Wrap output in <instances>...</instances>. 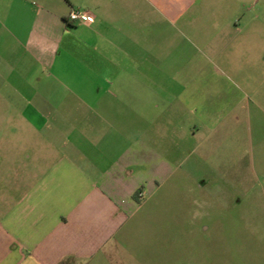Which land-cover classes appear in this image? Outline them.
Wrapping results in <instances>:
<instances>
[{"label":"crops","instance_id":"crops-1","mask_svg":"<svg viewBox=\"0 0 264 264\" xmlns=\"http://www.w3.org/2000/svg\"><path fill=\"white\" fill-rule=\"evenodd\" d=\"M224 7L0 0V264L122 261L136 191L197 185L205 158L230 174L264 113V7Z\"/></svg>","mask_w":264,"mask_h":264},{"label":"rangeland","instance_id":"rangeland-1","mask_svg":"<svg viewBox=\"0 0 264 264\" xmlns=\"http://www.w3.org/2000/svg\"><path fill=\"white\" fill-rule=\"evenodd\" d=\"M202 1L209 11L264 7L252 0ZM250 109L228 142L236 155L228 162L230 174L205 158L198 186L189 178L182 192L135 197L137 206L123 226L122 261L109 258L106 264H264V113L254 103Z\"/></svg>","mask_w":264,"mask_h":264},{"label":"built area","instance_id":"built-area-1","mask_svg":"<svg viewBox=\"0 0 264 264\" xmlns=\"http://www.w3.org/2000/svg\"><path fill=\"white\" fill-rule=\"evenodd\" d=\"M72 22L92 23L95 21V15L91 10L84 8H73L68 16Z\"/></svg>","mask_w":264,"mask_h":264},{"label":"trees","instance_id":"trees-1","mask_svg":"<svg viewBox=\"0 0 264 264\" xmlns=\"http://www.w3.org/2000/svg\"><path fill=\"white\" fill-rule=\"evenodd\" d=\"M141 190H142V188H140L138 191H136L135 192V194H134V196L137 198V199H139L140 197H141Z\"/></svg>","mask_w":264,"mask_h":264}]
</instances>
